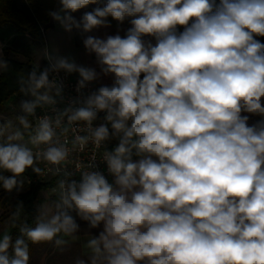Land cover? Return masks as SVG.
I'll use <instances>...</instances> for the list:
<instances>
[{
    "label": "clouds",
    "instance_id": "1",
    "mask_svg": "<svg viewBox=\"0 0 264 264\" xmlns=\"http://www.w3.org/2000/svg\"><path fill=\"white\" fill-rule=\"evenodd\" d=\"M96 2L60 0L49 15L68 33L108 26L109 16L136 17L125 37L83 39L100 72L45 49L47 66L18 81L34 99L21 102L17 120L32 130L28 144L37 150L23 143L20 129L7 135L0 185L21 190L20 177L41 173L43 161L60 177V193L55 212L22 225L14 244L3 235L0 264H29V241L66 244L60 233L80 231L72 213L102 229L86 242L88 259L75 264H264V119L249 125L242 115L264 117V43L254 38L264 36V0H108L79 20L72 15ZM8 64L0 56V67ZM60 72L78 73V93L101 74L114 79L55 116L36 117L38 107L62 98ZM101 112L104 123L93 126ZM65 122L87 127L72 148L57 132ZM8 127L0 124V135ZM112 139L117 146L102 158L112 182L96 170L95 157L87 170L75 167L80 182L70 179L67 162L77 146Z\"/></svg>",
    "mask_w": 264,
    "mask_h": 264
},
{
    "label": "trees",
    "instance_id": "2",
    "mask_svg": "<svg viewBox=\"0 0 264 264\" xmlns=\"http://www.w3.org/2000/svg\"><path fill=\"white\" fill-rule=\"evenodd\" d=\"M60 0H0V39L8 40V47L4 50V59L8 61L6 68L2 67L0 72V109L5 101L10 96L17 95L19 97L25 96L19 90V79L26 77L27 73L33 68L30 62H20L9 56V52H19L24 55L31 53L32 47L39 46V43L44 42L43 32L50 27L49 15L52 12L56 3ZM108 0H97L96 3L89 4L72 15L78 19L80 10L91 12L95 8H103L106 6ZM219 3V0H216ZM107 19H112L111 16ZM180 32L183 31V26H177ZM255 39L264 43V36H255ZM264 104V98H262ZM242 115L249 116V125L255 124L258 120L264 117L242 113ZM30 121V117H29ZM17 130V129H15ZM24 132V137L26 136ZM118 143H112L111 148L115 149ZM136 158V156H133ZM5 175H9L5 173ZM45 188L44 184H34L29 186L23 185V190L19 192L8 209L0 214V221L8 230L11 236V243L21 236L19 231L22 225L27 224L30 227L35 226L37 217L41 216L40 206L43 202L41 191ZM5 189L0 185V205L4 197ZM22 202L23 209L17 212L16 206ZM76 222L83 223L84 221L78 219ZM29 243V264H39L47 242L39 244ZM9 254L12 255V248H9Z\"/></svg>",
    "mask_w": 264,
    "mask_h": 264
},
{
    "label": "crops",
    "instance_id": "3",
    "mask_svg": "<svg viewBox=\"0 0 264 264\" xmlns=\"http://www.w3.org/2000/svg\"><path fill=\"white\" fill-rule=\"evenodd\" d=\"M61 7V4L58 2L55 4L52 11H57ZM83 16L82 10H80V15L77 20H79ZM136 17H125V19L121 21H117L115 19H107L108 26H102L99 28L94 29L90 33H81L80 31L73 30L71 33L64 31V29L59 25L58 22L53 20L51 17L50 19V27L45 29L43 32L44 35V45H47L48 48H54L56 46L61 45L63 42H67L69 44L77 43L78 47L83 49V58L82 61L79 62V65L85 67L95 68L96 71L100 72V67L98 64L92 65L90 63V55L87 53L84 45L83 39L87 35H92L94 37H98L101 39H105L108 36H115L120 35L121 37H125L127 34L128 29L132 27L131 20ZM142 39L145 42H151L154 46L156 40L154 37L151 36H143ZM8 47V40H1L0 39V56L4 59V50ZM92 55V54H91ZM94 55V54H93ZM83 59H85L83 65ZM2 71V67H0V72ZM114 78L109 76H104L103 74L100 75V78L93 83L95 84H104L108 83L109 81L113 80ZM156 159L155 157H153ZM140 159V157L133 158L134 161ZM109 182H112L113 177L110 175L107 177ZM43 202L40 206L41 216H50L53 212H55V202L51 199H48L44 193H41ZM80 231L73 235H64L60 233L58 238L67 241L66 244L61 246H56L54 241L47 242L46 247L42 256L40 257L39 264H75L77 259L87 260L90 255V250L86 247V242L88 239L91 238V235H98L99 231L102 230L101 228L97 229H89L87 222L79 223ZM8 234L7 228L0 227V239H2L3 235L6 233Z\"/></svg>",
    "mask_w": 264,
    "mask_h": 264
},
{
    "label": "built area",
    "instance_id": "4",
    "mask_svg": "<svg viewBox=\"0 0 264 264\" xmlns=\"http://www.w3.org/2000/svg\"><path fill=\"white\" fill-rule=\"evenodd\" d=\"M143 77V74H142ZM141 77V78H142ZM57 78L63 82V96L61 97H55L57 103L55 105H46L44 107H38L35 110V116L41 117L44 115L49 116H55L58 111H62L65 107L69 106V104L72 102V100L83 96H87L91 92L97 90L102 85L111 86L113 83V80L109 81L108 83L104 84H95L90 83L87 88L83 89L81 93H78L76 91L77 82L79 80L78 73H64L60 72L57 75ZM55 109L56 111H53ZM105 113L101 112L98 114V119L93 122V126H99V124L104 123L103 116ZM30 123L32 124L33 128L36 125L35 117L30 116ZM67 128V131H63V128ZM110 127V125H109ZM57 132L59 134V139L61 142H68V147L72 148V141L74 140L76 135H87V127L83 122H80L76 126H69L66 124L62 125L61 128H57ZM32 134V130H27L25 140L23 143L28 144V138ZM118 143L117 140L112 139L108 142H106L103 146L97 148L94 144L88 143L86 146H84L83 149H80L79 146L75 148L70 153L69 160L67 162L68 171L72 173V176L70 179H74L77 182H80L81 180V174L75 170V167L77 165L82 166V170H87V164L88 162L95 157L97 169L98 171H101L105 174L106 177L110 176L107 172V165L102 161L103 158V151H113L114 149L111 148L112 143ZM29 147H33L31 144H28ZM44 146H41L43 148ZM37 149L33 147V151L35 152ZM38 167L42 169L41 173L36 174L31 171V169H28L25 174L21 177V180L23 181L24 186L34 185V184H44L45 188L41 191V193H44L48 199L53 200L55 203L59 201V193L60 189L58 187V180L60 177L53 174V172L49 171V168L52 167L48 165L46 162L40 161L37 163ZM76 220L79 219L78 216H76L75 213H72Z\"/></svg>",
    "mask_w": 264,
    "mask_h": 264
},
{
    "label": "rangeland",
    "instance_id": "5",
    "mask_svg": "<svg viewBox=\"0 0 264 264\" xmlns=\"http://www.w3.org/2000/svg\"><path fill=\"white\" fill-rule=\"evenodd\" d=\"M82 12L83 14L85 13L84 10H82ZM45 49H47L52 54H58L60 56L68 57L71 60H74L77 64H79V62L82 61L83 52H84L81 47H78L77 43L69 44L67 42L66 43L63 42L59 46H56L54 48H48L47 45H44V42H41L39 43V46L32 47V51L29 54L24 55L19 52H14V53L9 52V56L20 62H30L33 66L40 67L41 69H43L48 64V61L44 59V55H43V51ZM89 55H90V58H89L90 63L92 65L97 64L95 54L94 55L89 54ZM84 61L85 59H83V65H86ZM33 99L34 98L31 95H25L23 97L12 95L7 101L3 103L0 109V124L10 123V127H8L5 130L3 135H0V143L7 142L6 140L7 135L13 133L15 129H20L21 131L26 132V130H24L22 126L19 124L17 120V116L24 115L20 107L21 102L26 101V100L30 101ZM24 140H25V137H24ZM8 174L10 175V173ZM22 190L23 188L19 191L14 189L11 192L5 190L4 197L0 205V214L5 212L8 209V207L14 200L15 196ZM1 226L4 227V223L0 221V227Z\"/></svg>",
    "mask_w": 264,
    "mask_h": 264
}]
</instances>
